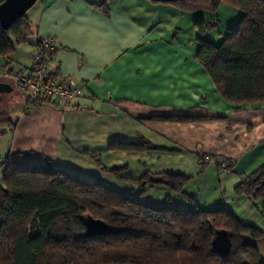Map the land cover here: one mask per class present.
I'll return each mask as SVG.
<instances>
[{
  "label": "crops",
  "instance_id": "0c3cea01",
  "mask_svg": "<svg viewBox=\"0 0 264 264\" xmlns=\"http://www.w3.org/2000/svg\"><path fill=\"white\" fill-rule=\"evenodd\" d=\"M107 5L105 14L92 0H36L26 12L31 35L0 56V137L7 139L0 160L9 154L42 165L49 157L55 168L150 205L203 206L212 198L205 194L210 189L211 208L227 206L217 200L228 188L234 192L242 174L264 164V104L234 105L221 97L194 59L201 31L191 11L151 0H107ZM186 21L190 35L180 37ZM38 36L57 41L52 74L71 76L81 85V94L66 104L28 103L12 82L17 66L30 64ZM172 113L210 117H162ZM113 140H146L157 148H111ZM200 158L207 162L202 170ZM225 164L228 170L221 171ZM119 165L125 167L110 171ZM147 171L191 179L184 192L156 182L140 194L130 178ZM235 194L227 207L242 221L253 217V200Z\"/></svg>",
  "mask_w": 264,
  "mask_h": 264
},
{
  "label": "trees",
  "instance_id": "16d2710c",
  "mask_svg": "<svg viewBox=\"0 0 264 264\" xmlns=\"http://www.w3.org/2000/svg\"><path fill=\"white\" fill-rule=\"evenodd\" d=\"M3 0H0V3ZM105 14L107 0H92ZM158 2V1H155ZM226 2L241 11L239 19L215 43L201 35L194 59L209 74L221 97L234 105L264 104V0H174L182 11H215ZM200 31L215 25L198 16ZM31 35L26 14L11 26L0 24V56ZM48 99L40 98L39 101ZM163 118L200 121L207 114L172 113ZM4 133L0 129V135ZM123 150L157 148L140 141L109 142ZM201 170L207 162L200 158ZM219 165V162H216ZM125 165L114 166L117 173ZM0 264H264L255 243L264 239V227L242 221L229 207L155 206L127 196L99 182H90L55 168L49 157L42 165L0 160ZM175 192H184L191 179L177 172H144L130 178L144 193L153 177ZM234 192L260 201L264 215V164L242 174ZM91 215L115 228L85 235L84 218ZM224 229L231 240L227 255L212 250L216 231Z\"/></svg>",
  "mask_w": 264,
  "mask_h": 264
},
{
  "label": "built area",
  "instance_id": "2783aa9c",
  "mask_svg": "<svg viewBox=\"0 0 264 264\" xmlns=\"http://www.w3.org/2000/svg\"><path fill=\"white\" fill-rule=\"evenodd\" d=\"M56 49L57 41L53 36H38L30 64H19L13 72L12 82L26 96L28 103L45 98L63 105L81 94V85L73 77L52 74L50 63ZM227 170L226 164L221 166V171Z\"/></svg>",
  "mask_w": 264,
  "mask_h": 264
},
{
  "label": "rangeland",
  "instance_id": "374dc122",
  "mask_svg": "<svg viewBox=\"0 0 264 264\" xmlns=\"http://www.w3.org/2000/svg\"><path fill=\"white\" fill-rule=\"evenodd\" d=\"M26 12H25V14L27 15ZM190 14L192 16H194L195 20L199 15H201L203 18H205V20H212L213 22H215L214 26L207 28L205 31H201L200 34L202 37L207 38V39H209L215 43H218L224 37L225 33L227 32V29L230 26H232L239 19L240 15H241V11L239 9H237L236 7L230 5L226 2H222L221 5L218 7V9L215 11H207V10L198 9L196 11H191ZM188 17L189 16L186 15V20L188 19ZM186 25H187V21L185 22V28L183 30H180V34H181L180 37L190 35L189 29H188V27H186ZM6 142H7V139L5 137L1 136L0 137V150L4 148V146L6 145ZM215 179H217V176L215 177ZM0 180H1V172H0ZM209 190L210 189H208L205 192V194H207V197H212V198L211 199L208 198V200L206 202H204L205 204L202 203L203 207H205V208H208V207L211 208V205H213V204H210V202L214 201L213 199L215 198V197H213V193L211 194ZM212 190H213V188H212ZM226 194L227 195H225V197L218 199L217 203H224V204H227V206L229 205V207H230V205H233L232 204L233 201H235L234 196H236V194L233 192V190L231 188H228V192ZM217 196H219V195H217ZM233 198H234V200H232ZM252 203H253V205L256 206V209L259 211V213H258L259 215H257L258 211H255L256 209H254V216L253 217L249 216L248 218H244L246 220H243V221L260 226L261 221H262L263 216H264L262 213V210H261V203H260V201H252ZM220 206H221V204H220ZM211 209H213V208H211ZM237 211H242V210H237ZM237 213L239 215H241L239 212H237ZM249 239H250V241H252L253 243H255L257 245L259 252H260V258H264V239L252 238V237Z\"/></svg>",
  "mask_w": 264,
  "mask_h": 264
},
{
  "label": "water",
  "instance_id": "95a60500",
  "mask_svg": "<svg viewBox=\"0 0 264 264\" xmlns=\"http://www.w3.org/2000/svg\"><path fill=\"white\" fill-rule=\"evenodd\" d=\"M158 2H172L174 0H151ZM36 2V0H3L0 3V24L4 28L11 26L20 16ZM162 180L161 176L153 177L154 182ZM86 225L85 235H103L115 231V228L100 219H96L91 215L84 218ZM231 248V240L226 230L216 231L212 240V250L220 256H225Z\"/></svg>",
  "mask_w": 264,
  "mask_h": 264
}]
</instances>
